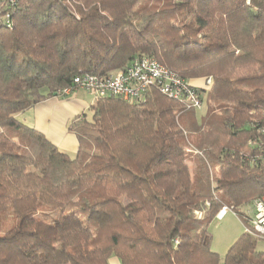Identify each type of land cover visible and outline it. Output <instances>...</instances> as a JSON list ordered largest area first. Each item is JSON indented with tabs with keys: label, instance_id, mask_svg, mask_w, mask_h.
<instances>
[{
	"label": "trees",
	"instance_id": "1",
	"mask_svg": "<svg viewBox=\"0 0 264 264\" xmlns=\"http://www.w3.org/2000/svg\"><path fill=\"white\" fill-rule=\"evenodd\" d=\"M141 56L210 76L205 115L155 88L96 98L73 157L17 117ZM263 195L264 0H2L0 264H264V240L220 255L209 228L223 207L249 226Z\"/></svg>",
	"mask_w": 264,
	"mask_h": 264
},
{
	"label": "built area",
	"instance_id": "2",
	"mask_svg": "<svg viewBox=\"0 0 264 264\" xmlns=\"http://www.w3.org/2000/svg\"><path fill=\"white\" fill-rule=\"evenodd\" d=\"M4 18L8 20L9 13ZM211 87L210 76L203 78L201 86H196L155 58L141 56L131 60L123 69L110 74H77L73 77L72 85L60 90L59 94L67 96L74 89L81 88L91 93L95 99L112 95L123 100L140 101L149 89L155 88L166 97L180 101L186 108L199 110L204 103L203 94L206 96ZM226 210L223 207L217 217H221ZM245 230L264 240V195L255 200L254 212Z\"/></svg>",
	"mask_w": 264,
	"mask_h": 264
},
{
	"label": "crops",
	"instance_id": "3",
	"mask_svg": "<svg viewBox=\"0 0 264 264\" xmlns=\"http://www.w3.org/2000/svg\"><path fill=\"white\" fill-rule=\"evenodd\" d=\"M189 81L196 86H201L202 84V78H193ZM80 89L81 88L74 89V94L71 93L67 96L59 95L50 97L25 111L19 112L17 114V117L24 124L31 126L43 133L48 140H50L60 150L67 153L69 156L75 155L77 147V137L73 132L68 130V124L72 119L84 112V103L74 96L75 91H78ZM93 101H91L90 104ZM228 212L233 213L230 210H226V212L221 217H218V219L222 218ZM238 220L241 222L239 218ZM239 235L236 237V239L239 237ZM236 239L228 243L226 251ZM213 250L216 251L215 249ZM110 263L120 264L116 257H112L110 259Z\"/></svg>",
	"mask_w": 264,
	"mask_h": 264
},
{
	"label": "rangeland",
	"instance_id": "4",
	"mask_svg": "<svg viewBox=\"0 0 264 264\" xmlns=\"http://www.w3.org/2000/svg\"><path fill=\"white\" fill-rule=\"evenodd\" d=\"M203 80V78H202ZM74 94V92H72ZM78 100L84 103V113L87 118H91V110L89 109L90 102L94 100L93 95L90 93L80 89L75 91L74 95ZM74 98V97H73ZM204 103L201 109L199 110H190L183 112L180 116L181 122H185L190 119L191 116L197 120H200L206 113V96L203 94ZM83 108V107H82ZM191 137V135H189ZM72 155L71 157H73ZM215 174L218 173L217 167L214 168ZM37 216L44 221H51L53 218L57 216V213L49 211L47 209L40 210L37 213ZM211 232L210 246L212 249H215L220 255H223L226 251V247L228 243L232 242L236 237L243 231H245L244 225L238 220V218L231 212L226 213L222 218L218 219L214 218L209 226ZM258 246L264 248V242L259 241ZM218 249V250H217Z\"/></svg>",
	"mask_w": 264,
	"mask_h": 264
}]
</instances>
